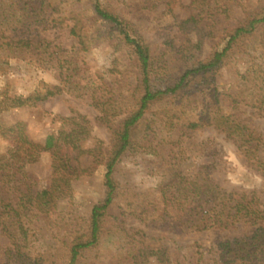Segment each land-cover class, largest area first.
<instances>
[{
    "label": "trees",
    "instance_id": "trees-1",
    "mask_svg": "<svg viewBox=\"0 0 264 264\" xmlns=\"http://www.w3.org/2000/svg\"><path fill=\"white\" fill-rule=\"evenodd\" d=\"M90 1L96 18L111 23L129 46L138 74L133 90L118 86L115 93L111 90L110 97L101 95L94 100L102 112L101 119L109 123L113 118H119L117 124H110L113 130L110 145L96 147L93 157L95 166L103 163L107 166L105 195L93 205L86 222H67L60 231L48 225L55 238L48 244L42 233L49 223L48 214L59 203H68L70 196L67 177L76 170L70 151L62 150L61 136L48 135L47 146H54V170L50 185L41 190L30 186L21 188L18 181L29 175L25 159L18 151H0V232L10 238L9 244L0 242V264H103L102 251L118 230L125 231L126 245L116 249L115 253H118L113 255L116 259L111 264H150V253L154 248H157L155 264H176L173 249L167 243H155L158 238L169 235L167 229L198 235L211 231L223 233L210 246L203 238L195 239L196 264H264L261 189L228 190L214 180L206 169L209 165L189 174L178 169L176 162H165L170 153L165 155L154 149L164 160L162 178L153 191L136 193L135 197L139 198L133 200L142 209L140 217L146 221L140 223L160 227L163 231L154 236L139 225L128 227L126 222L109 221L120 190L117 172L124 158L131 153L152 158L153 142L149 143V140L159 128L167 133L162 142L172 145L170 151H173L190 130L214 125L237 142L252 168L264 178V157L261 155L264 128L242 117L239 110L245 102L257 107L259 114L264 115V0H192L198 11L188 20L196 24L197 44L173 43L159 52L152 49L137 26L109 0ZM45 2L0 0V58L8 49L28 48L42 65L60 68L63 74L72 77L74 56L46 31L58 25L60 29L69 28L65 33L78 36L83 22L78 16L73 23L68 22L69 15H59ZM238 9L243 10V17L236 16ZM215 15L235 18V22L218 34L219 20L203 24ZM41 23L47 28L40 31L38 25ZM253 38L256 39L255 46H251ZM207 39L211 43L208 51L205 48ZM240 49L254 56L255 79L249 85H238L242 87L240 89L224 90L219 70ZM66 63H69V73L65 69ZM62 88L48 85L37 99L55 96ZM129 91L132 94L129 95ZM198 91L206 93L200 109L196 108L198 104H190ZM117 94L133 101V105L125 109ZM185 95L190 102L180 104L179 98L183 100ZM226 97L234 104L231 112L223 106ZM173 99L177 105L170 108ZM30 101L31 96L7 93L5 97V105L11 107L25 106ZM157 104H162L160 111L154 110ZM12 193H16L15 196ZM153 193L156 196L147 203L146 198H151ZM70 216L73 219L69 218V221L75 219L73 212ZM151 220L155 222H147Z\"/></svg>",
    "mask_w": 264,
    "mask_h": 264
},
{
    "label": "rangeland",
    "instance_id": "rangeland-1",
    "mask_svg": "<svg viewBox=\"0 0 264 264\" xmlns=\"http://www.w3.org/2000/svg\"><path fill=\"white\" fill-rule=\"evenodd\" d=\"M109 3L137 26L155 52L170 48L173 43L197 44L196 24L188 20L191 14L198 11L192 0H109ZM45 5L51 10L55 9L59 15H69L70 23L75 21V16L80 17L83 22L81 34L78 36L65 33L64 31L69 28L60 29L58 25L46 31L52 38L55 37L56 42H61L62 46L68 49L67 52L71 51L75 59L72 65L73 76L67 77L60 68L42 65L28 48L14 47L2 54L0 151L3 153L18 151L21 154L25 159V169L29 178H23L18 182L22 189L30 186L34 190H41L51 182L55 156L54 146H47L48 135L53 133L61 136L62 150L70 151L76 170L67 177V186L70 189L68 203L61 202L57 208L53 207L48 214L49 223L43 224L46 225L42 232L45 235V242L50 244L55 238L48 225L60 231L59 228L65 226L67 222H86L85 218L93 205L105 195L107 166L104 163L95 166L93 157L96 147L110 145L113 137L110 124H117L119 118H113V122L109 123L101 119L102 112L96 106L95 97L101 95L103 98L110 97L113 94L111 90L113 89L115 93L118 86L125 90L129 88L133 90L138 82V74L135 61L129 53V46L119 37L111 23L96 18L92 1L46 0ZM244 15L243 10H237L236 16ZM218 20L220 21L217 25L218 34L223 33L225 27L235 22V18L228 19L225 15H215L208 17L203 24H213ZM38 28L41 31L47 27L41 23ZM251 42V46L256 45L255 38ZM210 45V39H207L206 51L210 49ZM68 67L69 63H66L67 73L70 72ZM255 69L254 56L240 49L236 50L230 62L219 70L218 76L224 90L234 91L242 88L238 85L251 84L255 79ZM48 85H60L63 90L55 96L38 100L39 94ZM131 92L128 94H132ZM7 93L31 96L32 101L25 106L11 107L5 105ZM204 94L206 93L198 91L193 95L192 102L188 101L185 95L183 100L179 98L180 104L190 102L192 106L198 104L196 108L200 109ZM116 97H119V102L125 105V109L134 103L129 102L122 94H117ZM160 105L157 104L154 110L160 111L162 108ZM175 105L177 102L174 100L169 107L173 108ZM223 106L227 112H231L234 104L226 97ZM239 110L242 111V117L264 128V115L259 114L257 107L243 102ZM163 135L167 136V133L159 128L154 136H150L149 143L153 142L152 151L155 149L165 155L171 154L165 162H176L178 169L182 168L189 174L197 172L203 165H209L206 169L222 187L236 191L258 187L264 198V178L252 168L237 142L225 131L214 125L190 130L183 135L182 142L174 146L173 151H170L172 145L162 142ZM162 146L164 149L160 150ZM151 155L152 158H145L131 153L124 158L117 172L120 190L109 221L126 222L128 227L139 225L146 228L149 235L155 236L163 229L140 223L146 221L140 217L142 209L133 202L139 198L135 197L136 193L147 194L153 191V187L162 178L161 165L164 163L162 155L155 151ZM261 155L264 157V149L261 150ZM15 194L12 193V196ZM155 196V193L150 194L151 198H146L147 203ZM70 212H73L75 219L69 221V218L73 219ZM43 222L47 221L41 223ZM167 232L168 236L158 238L155 243H167L174 251L176 264H196L195 239L198 237L206 240L210 246L213 240L223 235L220 231L204 232L200 235L185 234L176 229H167ZM125 234L123 230L116 231V236L102 251L103 264L114 262L116 258L113 255L118 253H115L116 249L126 245ZM0 242L9 244L10 238L0 232ZM156 252L157 248L151 250L150 264H155Z\"/></svg>",
    "mask_w": 264,
    "mask_h": 264
}]
</instances>
